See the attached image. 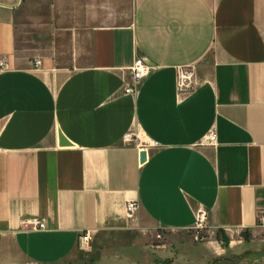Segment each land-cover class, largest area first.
I'll return each instance as SVG.
<instances>
[{
    "label": "crops",
    "instance_id": "crops-1",
    "mask_svg": "<svg viewBox=\"0 0 264 264\" xmlns=\"http://www.w3.org/2000/svg\"><path fill=\"white\" fill-rule=\"evenodd\" d=\"M126 3L27 33L0 2V264L73 263L109 232L113 264H207L224 250L188 233L198 207L229 247L264 221V0ZM136 56L149 69L125 92Z\"/></svg>",
    "mask_w": 264,
    "mask_h": 264
},
{
    "label": "rangeland",
    "instance_id": "rangeland-1",
    "mask_svg": "<svg viewBox=\"0 0 264 264\" xmlns=\"http://www.w3.org/2000/svg\"><path fill=\"white\" fill-rule=\"evenodd\" d=\"M86 1L90 0H0V2L14 4L17 8L16 12H18L16 21L19 25L24 26L27 33L47 30L48 27L59 24V21L67 19L68 12L71 14V10H83L87 5ZM117 4L122 9L127 8L126 0H117ZM80 14L81 11H79ZM188 233H191V236H194L198 241H213L224 250L217 259L211 260L207 264H264V221L257 222L253 230H240L233 233L239 240L233 239L232 247H229V241L223 232L215 231L205 225L189 229ZM157 234L159 237L155 236L156 233L153 236L160 238L162 235L159 230ZM118 235V233L111 232L101 234L98 238L103 239L104 248L99 246L97 251H89L90 253L84 259L66 264H113L108 261L119 259L123 254L125 239L124 236ZM138 242L140 248L138 252L141 253L147 242L140 239ZM102 250L103 253H101Z\"/></svg>",
    "mask_w": 264,
    "mask_h": 264
},
{
    "label": "built area",
    "instance_id": "built-area-1",
    "mask_svg": "<svg viewBox=\"0 0 264 264\" xmlns=\"http://www.w3.org/2000/svg\"><path fill=\"white\" fill-rule=\"evenodd\" d=\"M39 63V59L33 60V65L36 66ZM4 58L0 56V67L4 66ZM149 66L145 63L141 57L136 56L133 58L131 64L129 65L130 77L132 79V83L123 87L125 92H133L135 90L136 82L143 77L148 72ZM193 72L191 66H178L176 68L175 73V89L178 92H188L193 88ZM208 140L214 139V133L212 131L208 132L206 135ZM124 140H129L131 138V133L126 132L123 134ZM154 145L155 142H152ZM136 208L135 200L129 199L124 203V209L127 216H130L133 213V210ZM205 220V210L201 207H198L195 210V218H194V228H200L204 225ZM23 222L30 225L31 228H41L44 226L43 222L38 218L31 217L25 219ZM259 222H263V218L259 217ZM158 236V235H157ZM90 238V232L88 230H84L80 235L79 239L82 244H87Z\"/></svg>",
    "mask_w": 264,
    "mask_h": 264
},
{
    "label": "water",
    "instance_id": "water-1",
    "mask_svg": "<svg viewBox=\"0 0 264 264\" xmlns=\"http://www.w3.org/2000/svg\"><path fill=\"white\" fill-rule=\"evenodd\" d=\"M66 142L63 141V139L61 138V136L59 137V144H65ZM143 158V152H140V159Z\"/></svg>",
    "mask_w": 264,
    "mask_h": 264
}]
</instances>
